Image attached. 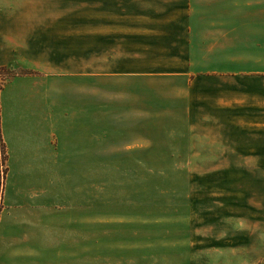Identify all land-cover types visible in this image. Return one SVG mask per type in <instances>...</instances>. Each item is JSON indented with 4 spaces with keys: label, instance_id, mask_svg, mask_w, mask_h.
I'll list each match as a JSON object with an SVG mask.
<instances>
[{
    "label": "rangeland",
    "instance_id": "obj_1",
    "mask_svg": "<svg viewBox=\"0 0 264 264\" xmlns=\"http://www.w3.org/2000/svg\"><path fill=\"white\" fill-rule=\"evenodd\" d=\"M179 1L148 0V17L133 22L147 32L110 37L93 34V1H84V75L60 84L67 100L76 99L68 112L99 123L77 125L76 134L45 124L53 116L45 74L0 65L7 155L0 264H264V152L237 158L235 106L217 109V97L204 94L219 78L202 80L199 96L188 90L193 73H251L257 63L186 60L201 46L187 45L173 28L175 17L188 23V14L175 12ZM191 2L197 33L200 21L223 16L218 6L226 7L229 28L242 17L245 33H264V0ZM116 16L101 10L99 22ZM234 37L225 52L237 50ZM253 38H245V53L264 43ZM29 117L36 125L23 122ZM76 138L99 156L66 157Z\"/></svg>",
    "mask_w": 264,
    "mask_h": 264
},
{
    "label": "crops",
    "instance_id": "obj_2",
    "mask_svg": "<svg viewBox=\"0 0 264 264\" xmlns=\"http://www.w3.org/2000/svg\"><path fill=\"white\" fill-rule=\"evenodd\" d=\"M85 0H0V65L11 64L13 67L26 68L27 70L37 71L38 75L45 74L46 94L49 89V109L52 117L47 118L45 124L51 127L63 126L66 133L76 134L74 128L77 125H94L99 123V117H78L75 112H68L69 104H75V100H67V87H62L60 83L66 82L65 79L76 80L84 75L83 50H84V2ZM93 7V34L100 35H126L129 31L138 30L147 32L145 25L133 26V22L146 19L149 15L147 8L148 0H122L117 5L114 0H91ZM174 4L180 3L174 0ZM71 3L74 9H69ZM171 3V1H170ZM191 0H185L181 4L183 8H175L176 13L188 14V23H182L181 17L173 18L171 22L174 29L184 32L187 45L201 46V52L191 51L186 60L188 61H217L221 63H257L258 70L251 73H245L240 70H227L224 72L226 79L236 78L237 84L223 79L225 75L219 74V77L208 74L193 73L188 84L189 94L199 96L198 86L202 80H217V84L208 86L204 92L208 97L214 98L211 103L220 110H226L235 106L236 111V156L252 157L261 156L264 152V43H253V47L258 51L254 53H245V38L255 40L263 39L264 33L248 34L245 33V24L242 17L239 19V27L229 28L226 14V7H216L220 17L212 16L210 20L201 22L202 32L197 33V24L195 23L196 10L191 5ZM174 5V6H175ZM182 7V6H180ZM102 8V9H101ZM118 15L115 21L109 19L106 22L100 21V13ZM79 11V12H78ZM76 12V13H75ZM82 15L79 20L71 22L67 20V14ZM162 13V11H161ZM135 17L138 20L131 21ZM63 19V21H62ZM126 21H128L126 23ZM114 22V23H111ZM104 24L100 31V25ZM255 22H247V25L253 26ZM262 24V23H259ZM255 26V25H254ZM137 27L136 29H133ZM242 29V30H241ZM255 29V28H253ZM147 30V31H146ZM97 31V32H96ZM228 31H231L229 34ZM236 36H232L233 32ZM142 34V33H140ZM128 36V35H126ZM235 38V52L227 53L225 49L229 45V40ZM99 38V37H98ZM200 40L199 42L197 41ZM174 40L176 38L174 37ZM242 40V41H241ZM257 44V45H256ZM68 47V49H67ZM79 47V48H78ZM79 55V60H78ZM227 65L226 68L227 69ZM245 70V69H243ZM192 72V71H191ZM35 75V76H38ZM33 75L29 74L27 77ZM92 77L99 76V73H91ZM74 90L75 87H73ZM92 88V92H93ZM198 93V94H197ZM97 96L99 92L97 91ZM206 102V100H205ZM76 106V105H75ZM245 112V113H244ZM248 112V113H247ZM59 116L56 121L55 116ZM83 120H86L83 122ZM23 122L36 125L35 118H24ZM43 124V122H40ZM44 124V125H45ZM70 129L68 130V128ZM53 132H56L53 129ZM57 133V132H56ZM79 139L72 141L67 151L68 158L79 156L94 157V149L89 145V140L84 143L85 148L80 149ZM91 147V149H89ZM96 157L99 151L96 150Z\"/></svg>",
    "mask_w": 264,
    "mask_h": 264
},
{
    "label": "trees",
    "instance_id": "obj_3",
    "mask_svg": "<svg viewBox=\"0 0 264 264\" xmlns=\"http://www.w3.org/2000/svg\"><path fill=\"white\" fill-rule=\"evenodd\" d=\"M4 67L5 66H0V70H2ZM31 73H33V71L27 70V69L20 72V74H27V75ZM0 89H1V86H0ZM6 160H7V155L5 151V144L3 142V139L0 133V211L2 209V192H3L5 179H6V172H7Z\"/></svg>",
    "mask_w": 264,
    "mask_h": 264
}]
</instances>
